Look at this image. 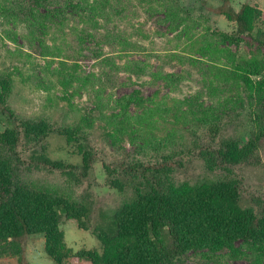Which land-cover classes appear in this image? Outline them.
I'll return each mask as SVG.
<instances>
[{
	"label": "rangeland",
	"instance_id": "obj_1",
	"mask_svg": "<svg viewBox=\"0 0 264 264\" xmlns=\"http://www.w3.org/2000/svg\"><path fill=\"white\" fill-rule=\"evenodd\" d=\"M23 1L0 0V79L9 83L8 101L16 115L46 122L54 132L42 147L13 150L3 141L8 124L0 117V157L10 162L19 184L83 205L90 210L92 228L109 222L108 216L134 197L132 184L125 185L113 171V161L105 172L103 163L112 153L119 158L128 153L133 164L173 157V168L160 174L167 186L236 179L249 194L264 197V138L243 165L216 166L210 156L199 153L223 138L246 142L258 130L240 75L264 80V50L223 38L234 36L236 24L209 10L218 1L89 0L92 7L66 12L63 27L54 18L43 29H32L35 21L19 16L16 5ZM244 3L264 13V0H234L233 7L238 11ZM253 61L262 63L260 75L250 74ZM132 62L141 65L129 66ZM170 76H177V82ZM133 92L152 98L157 109L123 137L108 122L118 111L115 100ZM132 108L142 112L141 107ZM62 127H77L83 131L79 135H87L86 145L97 148L99 157L87 172L80 168L77 145L58 133ZM41 155L62 167L38 165ZM60 228L73 253L98 249L91 231L79 229L75 220L62 219ZM26 259L29 264H52L42 235L27 240ZM0 264L17 261L4 258ZM170 264H264V249L236 242L213 258L195 252Z\"/></svg>",
	"mask_w": 264,
	"mask_h": 264
},
{
	"label": "trees",
	"instance_id": "obj_2",
	"mask_svg": "<svg viewBox=\"0 0 264 264\" xmlns=\"http://www.w3.org/2000/svg\"><path fill=\"white\" fill-rule=\"evenodd\" d=\"M216 1L219 5L209 7V10L236 24L234 36L222 35L223 38L238 43L243 41L250 50L263 51L264 13L249 3L236 11L234 0ZM16 7L20 17L24 16L26 21L30 17L36 22V25L31 23L32 29H43L44 23L53 22L54 18L57 22L53 23L63 27L68 10H86L92 6L89 0H25ZM9 12L17 14L15 10ZM30 48L36 50L32 45ZM43 49L49 52L48 48ZM132 64L141 65L132 62L129 66ZM140 70L144 69L140 67ZM262 70V63H250V74L260 75ZM240 77L248 87L250 108H253L251 116H254L258 130L246 142L223 138L216 147L207 146L199 152L210 156L216 166L250 162L259 141L264 138V80L253 82L244 75ZM170 78L173 84L177 82V76ZM8 90L9 83L0 79V117L8 124L2 134L3 141L13 150L42 147L41 143L54 132L53 127L43 121L22 120L10 106ZM115 104L118 108L116 117L108 124L115 126L116 132L123 137L149 121L157 109L152 98H140L134 92L121 96ZM132 106L141 107L142 112H132L135 111ZM58 133L68 143L77 145L81 155L80 168L87 172L99 157L97 148L91 143L86 145L87 135H79L83 131L77 127H62ZM107 152H104L105 156ZM128 158V153L121 158L112 153L103 167L106 172L112 165L125 185L132 184L133 199L108 216L109 222L103 220L104 224L92 228L90 210L52 192L19 184L10 162L0 157V259L29 264L26 243L30 236L37 234L44 237V250L52 264H170L195 252L213 258L219 251L232 249L236 242L264 249V197L260 199L249 194L236 179L197 186H167L161 182L160 174L173 168V157L165 156L155 164L128 163ZM37 159L38 165L54 169L62 167L60 162L51 161L45 155ZM109 161H113L111 165L107 164ZM249 200L254 204H246ZM62 219H73L79 229L91 231L98 241V249L73 253L64 241L60 228Z\"/></svg>",
	"mask_w": 264,
	"mask_h": 264
}]
</instances>
